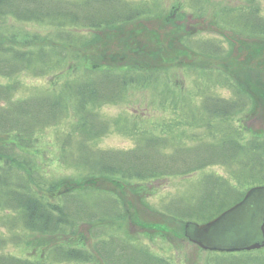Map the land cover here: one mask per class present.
Masks as SVG:
<instances>
[{
    "label": "trees",
    "instance_id": "16d2710c",
    "mask_svg": "<svg viewBox=\"0 0 264 264\" xmlns=\"http://www.w3.org/2000/svg\"><path fill=\"white\" fill-rule=\"evenodd\" d=\"M256 1L245 0V3L234 5L222 19L250 36L264 37V14ZM201 2L190 0L191 8L197 13L201 11ZM158 13L157 4L149 0H0V22L11 16L18 21L47 22L56 26V30L48 34L51 40L48 46H20L0 39V75L4 77L26 70L38 77L48 76L57 69L62 71L68 61L80 58L85 48L93 43L96 46L102 39L110 42V37H117L125 48L130 43L138 44L131 45L136 48L132 55L125 53V57L117 61L104 58L103 52H96L94 55L103 56L97 57L98 64L90 65L80 75L67 77L59 86L24 98H14L15 85L0 84V211L11 214L7 221L1 222L13 232L10 235L13 239L0 236L4 244L21 239L23 231L15 230L17 225L44 235L73 236L85 219L105 229L104 222L130 217L120 209L123 205L119 204L118 197L110 192L101 193L97 201L85 206H82L87 202L84 189L81 192L67 190L57 198L42 192L40 188L54 184L55 179L36 169L29 149L33 147L34 140L51 127H69L58 135L57 142L60 163L81 170V177L86 178L75 183L74 188L82 187L96 177L116 176L126 182L128 179L146 180L166 174L186 175L208 165H222L232 180L222 174L207 173L202 185L193 186L191 195L194 199L197 195L195 190L202 191L200 194L214 195L194 202L196 207L199 205L197 211H201L203 206L211 209L198 216L205 222L240 201L250 187L264 184V136H253L244 142L242 132L235 124L236 116L253 106L255 97L252 92L231 75L221 73L210 75L200 71L205 77L204 82L209 79V83L203 85L196 80L198 74L192 72L194 90L189 92L176 89L171 83L176 67L170 65L171 59L184 63L185 59L193 61V57L199 55L226 56L231 50L225 45L227 40L199 31L191 33L192 29L177 19L176 24L186 30L180 37L188 50L171 51L170 46L151 41L159 42L153 36L156 28L148 26L149 23L160 25L155 17H159ZM161 20L164 21L163 18ZM122 25H129L130 31L116 33V27ZM138 26H142L141 34L146 32L150 35L140 44L132 40V32L139 30L136 29ZM236 34L241 35L240 32ZM114 63H117L116 67H113ZM191 67L186 63L181 70L188 73L193 69ZM153 84L160 86L157 94L159 105L174 111L172 116L156 124L160 126L159 132L163 127L165 134H157L149 128L141 129L146 124L138 118L131 119L126 115L105 119L102 116L100 107L127 101L131 87L143 88ZM220 88L227 89L228 94H223L218 90ZM193 97H197V103L189 102ZM111 126H119L128 136L136 137L135 146L129 149L98 146L94 139L101 133L102 136L107 133ZM76 130L94 134L92 137L80 134L81 137L74 138ZM5 134L15 135L14 140L4 139ZM183 152L188 154L182 165L173 164L174 154ZM213 181L218 184L216 188L211 184ZM171 202L179 201L173 198ZM174 210L173 215L166 211L172 215L171 218L189 219L176 215L175 212H179ZM97 236L94 250L108 264H127L124 260L128 255L127 246L129 251L148 258L150 264H176L150 252L145 245L135 243L136 240L130 241L105 230ZM114 253L120 257L116 258ZM204 253L208 256V264H264V250ZM46 259L54 264L95 262L90 250L62 243L51 246ZM140 263L146 264V259L136 264ZM0 264H36V261L1 253Z\"/></svg>",
    "mask_w": 264,
    "mask_h": 264
},
{
    "label": "rangeland",
    "instance_id": "374dc122",
    "mask_svg": "<svg viewBox=\"0 0 264 264\" xmlns=\"http://www.w3.org/2000/svg\"><path fill=\"white\" fill-rule=\"evenodd\" d=\"M157 4L159 8L158 19L160 25L155 23H149V27H155L153 31L154 35L159 40L155 39L151 41L154 43L164 44V46H170L172 51L177 49L188 50V47L181 43L180 34H183L185 28H181L177 25V19L183 23V25L189 27L191 33L195 31L206 32L211 34L212 37H221L223 34L229 41L230 52L222 58H214L209 56L193 57L192 59H185L184 63L171 59L170 65L176 66L173 71V82L176 89L183 92H189L194 90V82L192 79V72H196V80L203 82V85L209 83L208 80L204 82L205 77L201 75V72L208 73L210 75H231L239 82L240 85L245 86L253 94L254 103L253 106L236 116L235 124L240 128L244 142H247L249 138L253 136H264V37L255 36L251 34V37L243 32L242 35L236 33L241 32L238 28L236 32L231 25H227L226 21L222 19V16L229 12V9L236 5L241 0H202L200 3L201 11L197 13L191 8L190 0H151ZM262 12L264 13V0H257ZM164 19V21L161 20ZM152 22H154L152 20ZM127 26V27H125ZM129 25H122L116 27V33L122 32L121 30L130 31ZM135 32H132V40H136L140 43L144 39H149L148 33L141 34V27H136ZM56 26L47 22L36 21H18L11 16L6 17L0 22V39L5 40L6 43H14L20 46L28 45H40L48 46L50 37L48 34L51 31H55ZM109 33V32H108ZM141 35H140V34ZM110 35V34H109ZM127 35V34H126ZM244 35V36H243ZM36 37V38H35ZM141 37V39H140ZM152 37V36H151ZM109 42L107 39L97 41V45L94 43L85 48L82 51V55L78 59H71L61 69L55 70L52 74L44 77H38L31 71L27 70L23 73H15L12 77H4L0 75V84L7 85L13 84L17 87L14 98H24L33 95L38 92H42L54 86H59L67 77H73L80 75L90 65L98 64L97 57L112 58L117 61L125 57V53H131L132 55L136 48L131 45H138L130 43L125 48V45L118 41V38H111ZM181 49V51H182ZM96 52H103L102 54H95ZM184 52V51H182ZM95 56V58L92 57ZM107 56V57H106ZM185 56V55H183ZM93 59V60H92ZM96 62H95V60ZM127 59V57H126ZM92 60V61H91ZM151 61V60H150ZM183 61V60H182ZM155 63V62H152ZM186 63L191 64L192 70L189 69L188 73H183L181 68ZM195 63V65H194ZM117 63L112 64L116 67ZM193 64V65H192ZM226 66V67H225ZM203 70V71H202ZM201 71V72H200ZM160 86L151 85L148 87L129 89L127 101L117 104L100 107L102 116L110 119L129 116L131 119L142 118V122L146 125L140 127L152 129L157 134H165L162 130L159 132L160 124L164 119L169 118L174 114V111L168 107V110L163 109L159 105V96H157ZM225 91V90H224ZM227 93V91H225ZM197 97L190 98L189 102L197 103ZM195 106V104H191ZM121 116V117H120ZM69 127L66 125L60 127H51L45 132L40 134L33 142V147L29 149V152L33 155L35 161V167L39 171H43L47 175H52L55 179L54 184H45L40 189L46 195L52 198H57L67 190H74L81 192L82 189L86 191V201L82 206L88 205L97 201L101 193H112L118 197L119 204L123 205L122 209L125 214H130V217H124L118 221L104 222L103 226L98 225L96 222H90L85 219L80 223L78 231L73 236L68 235H44L38 232H34L28 228H22L17 225L15 230H22L23 235L17 242L0 240V254L28 258L36 261V264H54L46 259V254L51 246L57 243L65 245L82 247L90 250L95 262L91 264H108L104 262L103 258L97 251L94 250L95 241L98 238V234L101 230H105L110 234H117L123 238H128L130 241L136 240L135 243L140 246H146L150 252H154L158 256L171 259L176 264H208V258L205 253H199L201 251L199 247L193 242L189 241L185 236L184 227L185 222L180 218H171L174 209L176 215L189 218V221L203 222L198 216L201 213H206L211 209L207 206H203L201 211H197L199 205L194 203L197 199L204 200L205 197L212 198L213 193L206 195V192L200 194L196 192L195 199L192 198L193 186L196 184L201 185L205 182L206 174H222L229 177L232 180L231 175L228 174V170L222 165L207 166L202 169H197L193 173L176 174V175H163L158 178L151 177L146 180L128 179L126 182L118 179L116 176L96 177L95 180H91L90 183H85L82 187L74 188V184L86 180L81 177V170L68 167L59 161L60 146L57 142L58 135L63 131H67ZM203 129V128H202ZM108 132L100 135V137L94 139L98 146L102 148H129L135 145L134 136H128L125 134L119 126L109 127ZM74 138L82 135H89L92 137L94 133L84 130H76L74 132ZM82 134V135H80ZM6 140H14L15 135L5 134L3 136ZM188 152L174 154V163H180L182 165L183 159ZM241 160V159H238ZM171 162V165H172ZM169 164V163H168ZM161 168L163 169V164ZM180 165V168L182 166ZM148 177V176H147ZM94 179V178H93ZM212 181V180H206ZM213 188H216V181L211 182ZM77 186V185H75ZM211 192L213 190L210 189ZM191 195V197H189ZM206 195V196H205ZM189 197V199H185ZM221 198L223 196H220ZM176 198L179 202H171V199ZM181 202V203H180ZM209 202V201H208ZM172 203V204H171ZM161 206V210L159 207ZM218 209V208H217ZM171 212V214L167 212ZM182 211V214H181ZM164 214V215H163ZM11 214H5L0 211V236L9 238L13 232L11 229L3 224L2 220H8ZM167 216V217H165ZM7 218V219H6ZM187 220V221H188ZM2 221V222H1ZM159 228V229H157ZM165 229L169 232L164 233ZM0 239H3L0 237ZM10 239H13L10 237ZM130 247L127 246V256L124 260L127 264H136L137 262L146 259V264H150V260L143 256H138L135 252L129 251ZM203 252V251H201ZM116 258L120 256L114 253ZM62 264H83L80 262L70 261ZM90 264V263H89ZM145 264V263H140ZM164 264V263H163Z\"/></svg>",
    "mask_w": 264,
    "mask_h": 264
},
{
    "label": "water",
    "instance_id": "95a60500",
    "mask_svg": "<svg viewBox=\"0 0 264 264\" xmlns=\"http://www.w3.org/2000/svg\"><path fill=\"white\" fill-rule=\"evenodd\" d=\"M186 235L206 249L264 246V186L251 188L240 202L209 222H188Z\"/></svg>",
    "mask_w": 264,
    "mask_h": 264
}]
</instances>
